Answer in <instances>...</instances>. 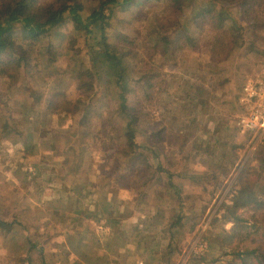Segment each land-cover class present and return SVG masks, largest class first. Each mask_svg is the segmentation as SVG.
I'll list each match as a JSON object with an SVG mask.
<instances>
[{
    "label": "rangeland",
    "instance_id": "obj_1",
    "mask_svg": "<svg viewBox=\"0 0 264 264\" xmlns=\"http://www.w3.org/2000/svg\"><path fill=\"white\" fill-rule=\"evenodd\" d=\"M242 1L185 0L176 6L133 0L115 8L112 42L130 48L132 76L146 74L153 83L148 93L131 83L132 122L125 115L121 121L118 91L107 86L93 99L95 117L80 120L85 105L77 102L78 84L89 78V43L69 17L35 46L26 45L15 79L0 76V218L22 222L10 231L0 226V264H42L43 257L47 264H132L138 258L225 264L231 258L219 246L233 225L227 206L242 168L260 172L264 153V139L236 125L243 82L264 70V0ZM197 5L216 15L223 10L229 19L220 23L215 16L199 29L190 14ZM231 20L244 26L245 42L254 45L248 51L225 32ZM180 25L192 29L191 37L181 35L179 44L166 47L174 51L159 53L157 38L173 41ZM15 36L22 39L20 32ZM208 63L215 65L210 74ZM197 86L208 88V102L192 101ZM56 93L57 107L48 112ZM128 121L137 140L152 148L148 161L132 165L124 155L129 141L121 126ZM159 161L164 171L158 172ZM251 177L259 180L256 173ZM256 191L261 195L264 185ZM119 220L125 222L122 238L113 235ZM27 234L38 244L32 252ZM254 238L247 244L264 249V239ZM203 240L210 251L194 255Z\"/></svg>",
    "mask_w": 264,
    "mask_h": 264
},
{
    "label": "trees",
    "instance_id": "obj_2",
    "mask_svg": "<svg viewBox=\"0 0 264 264\" xmlns=\"http://www.w3.org/2000/svg\"><path fill=\"white\" fill-rule=\"evenodd\" d=\"M131 1L133 0H50L45 2L42 0H0V76L9 80L15 79L21 67V62L25 60L24 51L26 45L30 47L35 46L36 42L50 35L60 25L70 19L69 21L72 23L74 31L78 35L84 34L89 43L87 53L90 58L89 62L91 63L86 69L89 78H82L78 84L79 95L77 102L85 105V111L80 120L89 122L90 119L95 117L92 115L93 99L96 101L98 91L102 90L103 86H107L110 91L113 88L118 91L117 96L120 100L118 112L121 115V121H123L122 115H125L132 122L135 119V112L132 107L134 104H132L129 98V92L132 90L130 87L131 83L134 82V84H139L144 87L147 93L150 91L153 83L150 80L151 77L146 74L138 77L132 76L133 74H137L134 72L133 66L135 64L134 62H126L127 59L131 60L133 58L130 54L131 50L128 47H124L125 50L120 51L124 48H119L120 46L118 44L112 42L110 38L111 32L109 30L113 24L115 8L120 5L129 4ZM171 1L177 6L183 5L185 0ZM242 2L249 3L248 0H243ZM87 4H93V6L89 15L85 18L82 15V11L85 10ZM180 11L182 13L184 12L181 8ZM190 12L192 15L191 20L197 23V25L199 23V29L205 22H211L208 19H212L215 16H218L220 23H224L229 19L223 10L216 15L207 5H197ZM184 13L186 14V12ZM229 25V29L225 32H231L235 37L232 41H238L240 39L242 41V49L246 51L254 46L251 42H245L244 26H241L237 22H232V20ZM191 31L192 29H189L187 26L180 25L177 28L176 38L173 41L168 38L162 40V37L167 36L161 34L155 43V46H159L158 52H166V47L170 44H179L181 35L189 39L191 37ZM16 32H20L22 39L19 40L16 38ZM115 36L117 38L121 37L118 33H115ZM93 39L97 41V44L95 42L93 43ZM171 51H174L173 48L167 51V53H171ZM211 52H214V48L211 49ZM209 66L211 68L208 70V74L215 68V65L209 64ZM263 72L264 70L258 74H262ZM248 79L243 82L241 90ZM86 91L87 93L91 91L93 94L92 96H87L85 100ZM205 92L210 93L205 86H197L192 91L191 99L195 102V105L208 102V99L203 98ZM56 94L57 96H53V94L49 98L48 110L57 107L60 93ZM240 94L241 91L238 93V103ZM69 104H71L70 101ZM48 112L51 111L49 110ZM100 115L97 114V116ZM130 122H126L121 127L125 131L129 141L124 155L129 156L133 160L132 165H134L142 158H146L147 160L146 151L152 148L137 140ZM80 133L82 132L77 131L76 134L79 135ZM78 147L80 148L81 146L79 145ZM151 154L159 158L156 152ZM157 165L158 172L164 171L160 161ZM259 167H261L260 172L256 171V168L249 167L248 165L242 168L237 181L239 188L234 192L232 204L227 206L226 212L230 216L229 221L233 225L230 230L223 232L224 234L221 235L222 239L219 244L220 247L228 249V252H225V254L231 256L225 264H264L263 245L261 243L254 246L247 244L249 240L256 241L255 236L259 239H264V192L260 195L256 191V185L258 183L264 185V153L260 156ZM252 173L257 174L258 181L253 182L251 177ZM170 176L172 177L173 174H170ZM243 210L245 211L241 212ZM245 213H249L250 215L245 216ZM21 223L16 216L12 219L0 218V226L7 231H10L16 225L22 226ZM124 225L125 222L119 220V226H116L113 235L119 238L124 237V232L122 231ZM125 237L128 238V235L126 234ZM25 238L30 244L28 251L32 252L37 248L38 244L33 241L31 234L25 235ZM167 246L171 247L172 244L169 243ZM28 260H31L32 263L31 256L28 257ZM41 262L42 264H47L45 257L42 258Z\"/></svg>",
    "mask_w": 264,
    "mask_h": 264
},
{
    "label": "built area",
    "instance_id": "obj_3",
    "mask_svg": "<svg viewBox=\"0 0 264 264\" xmlns=\"http://www.w3.org/2000/svg\"><path fill=\"white\" fill-rule=\"evenodd\" d=\"M242 112L236 116V125L242 133L250 132L255 138L264 139V72L250 77L243 85L239 96ZM210 251L206 240L195 245L194 255H206ZM188 259L181 260L179 264H187ZM132 264H149L142 258L136 259Z\"/></svg>",
    "mask_w": 264,
    "mask_h": 264
},
{
    "label": "crops",
    "instance_id": "obj_4",
    "mask_svg": "<svg viewBox=\"0 0 264 264\" xmlns=\"http://www.w3.org/2000/svg\"><path fill=\"white\" fill-rule=\"evenodd\" d=\"M76 258V257H75ZM110 259V258H109ZM88 264V263H87ZM217 264H219L218 262H217Z\"/></svg>",
    "mask_w": 264,
    "mask_h": 264
}]
</instances>
